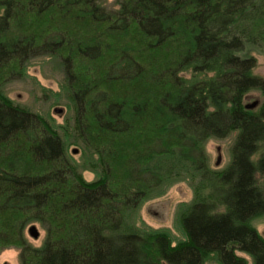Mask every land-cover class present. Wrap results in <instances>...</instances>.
Listing matches in <instances>:
<instances>
[{"label":"trees","instance_id":"obj_1","mask_svg":"<svg viewBox=\"0 0 264 264\" xmlns=\"http://www.w3.org/2000/svg\"><path fill=\"white\" fill-rule=\"evenodd\" d=\"M115 5L0 0V253L18 249L19 264H247L242 252L264 264L253 224L264 216V77L245 54L264 52V0ZM40 58L59 68L63 124L2 90ZM252 90L257 110L245 107ZM231 133L229 163L211 167L206 142ZM184 180L183 238L138 224L146 200Z\"/></svg>","mask_w":264,"mask_h":264},{"label":"rangeland","instance_id":"obj_2","mask_svg":"<svg viewBox=\"0 0 264 264\" xmlns=\"http://www.w3.org/2000/svg\"><path fill=\"white\" fill-rule=\"evenodd\" d=\"M108 5L116 7V0H105ZM245 54L253 55L256 58V66L254 73L264 77V52L258 46L247 45ZM61 75L55 61L47 58L36 59L26 69L25 75L20 79H14L7 83H2L3 92L16 104L29 107L46 118H50L53 122L63 124L66 118V108L56 101L58 97L59 82ZM258 101L256 105L250 109L257 110L263 102V96L257 90H252L246 94L245 105ZM56 108L65 109L61 113H56ZM234 133L221 139L212 138L206 142L205 149L209 159V165L216 169H223L230 161V146L234 139ZM220 147L221 159L218 165L216 160L218 156L217 147ZM77 148V153H72V149ZM264 150V146L262 148ZM69 152L77 160H82V153L77 146H70ZM86 180H92L95 173L89 170L82 172ZM193 193L187 180L178 181L170 186L158 196L146 200L137 211L139 225L146 228L167 230L174 241L184 237L182 231L175 222V214L178 206L183 202L192 199ZM254 226L264 236V216L253 221ZM40 236L33 239L32 236L28 240L34 245L40 244L44 237V230L35 223ZM27 236V234H26ZM247 259V264H252L250 256L245 253L237 252ZM18 249L8 248L0 253V264H19ZM204 264H219L214 256H210Z\"/></svg>","mask_w":264,"mask_h":264},{"label":"water","instance_id":"obj_3","mask_svg":"<svg viewBox=\"0 0 264 264\" xmlns=\"http://www.w3.org/2000/svg\"><path fill=\"white\" fill-rule=\"evenodd\" d=\"M257 102H258V101H254L252 104L245 105V107H246V108H251V107H253L254 105H256ZM55 112H56V113H61V112H62V109H61V108H56V109H55ZM217 151H218V156H217V160H216V163H215L216 165L219 164L220 159H221L220 147H219V146L217 147ZM71 152H72V153H77V152H78V149H77V148H73ZM28 232H29V234H30L33 238H37V237L39 236V231H38L37 227H36L34 224H32V225L29 226V228H28ZM4 264H9V263H4Z\"/></svg>","mask_w":264,"mask_h":264}]
</instances>
